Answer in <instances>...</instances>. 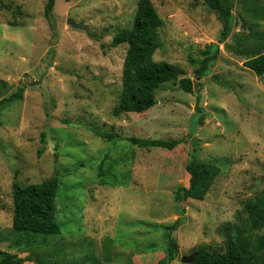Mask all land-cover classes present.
<instances>
[{"label": "rangeland", "instance_id": "rangeland-1", "mask_svg": "<svg viewBox=\"0 0 264 264\" xmlns=\"http://www.w3.org/2000/svg\"><path fill=\"white\" fill-rule=\"evenodd\" d=\"M137 1L56 0L48 20L47 0H0L5 97L25 88L20 102L0 110V251L47 264H158L167 256L164 227L181 219L172 234L177 258L167 264H187L181 259L197 249L221 252L227 224L264 233L254 207L264 199V75L243 66L234 41L250 31L240 16L253 20L247 8L264 0H233L235 26L223 44L209 0H151L162 19L154 60L193 75L195 86L185 93L177 82L165 84L147 111L114 116L126 45L110 43L131 27ZM250 24L264 31V22ZM213 44L220 54L196 79L200 51ZM132 137L179 144L144 149ZM193 155L220 174L203 201L176 203ZM53 176L60 234L28 233L33 243L23 249L27 236L11 228L13 181L25 186Z\"/></svg>", "mask_w": 264, "mask_h": 264}, {"label": "trees", "instance_id": "trees-1", "mask_svg": "<svg viewBox=\"0 0 264 264\" xmlns=\"http://www.w3.org/2000/svg\"><path fill=\"white\" fill-rule=\"evenodd\" d=\"M56 0H47L44 7V17L52 18L53 7ZM212 8L219 14L223 24L218 35V43L223 44L232 34L234 29V17L232 15L233 0H209ZM253 1V0H252ZM258 9L247 8L252 13L253 20H247L242 15L240 19L243 26H248V34L235 33V48L246 56L243 66L252 71L256 76L264 75V31L254 30L250 23L257 26L258 22H264V6L258 3ZM16 25V24H14ZM162 19L158 15L151 0H138L137 8L129 29H122L115 34L110 47L126 45L125 58L122 69V89L118 104L113 108L112 114L119 116L124 113L141 114L151 108L155 103V93L163 85L177 82L178 87L185 93H192L195 86L190 78H181L183 72L175 65L164 61H155L153 56L160 46L159 28ZM209 49L200 51L203 56L201 66L194 71V77L201 79L208 74L209 68L217 60L220 50L218 45H210ZM229 48V47H228ZM184 76V75H183ZM197 86L201 83H196ZM24 87L11 95L8 93L7 84L0 80V110L6 106L18 103L23 97ZM130 141L139 148H163L173 150L179 142L176 140L164 141L154 139H139L132 137ZM44 142V134H42ZM43 149L37 150L40 157ZM188 175V185L179 186L173 194L176 203L187 200L203 201L212 184L220 174V168L215 163L199 160L193 155L185 166ZM59 181L55 176L44 179L35 184L21 186L17 181L12 184L13 215L11 228L15 234L26 235V243L23 249L29 247L33 241L28 238V233L41 235L60 234L56 223V204ZM260 209L259 218L264 219V199L254 206ZM181 219L171 226L164 227L163 240L166 245L167 256L158 264H167L177 258V244L172 234L177 229ZM255 227L259 224L255 222ZM225 240L221 252L213 250L197 249V254L191 264H264V233L259 234L250 231L246 225L241 228L229 224L223 226ZM232 231H236L233 237ZM24 241V242H25ZM31 241V242H30ZM33 262L35 264H47L31 256L18 257L8 251H0V264H23ZM55 264V263H50Z\"/></svg>", "mask_w": 264, "mask_h": 264}, {"label": "water", "instance_id": "water-1", "mask_svg": "<svg viewBox=\"0 0 264 264\" xmlns=\"http://www.w3.org/2000/svg\"><path fill=\"white\" fill-rule=\"evenodd\" d=\"M67 24H69L72 28L83 30V27L80 24L75 23L71 19H68L67 20ZM192 77H193V75H184V76H180V79L181 78H192ZM196 255L197 254H191V255H189L187 257H183L181 259V261L183 263L191 264L193 262V260H194V258H195Z\"/></svg>", "mask_w": 264, "mask_h": 264}]
</instances>
